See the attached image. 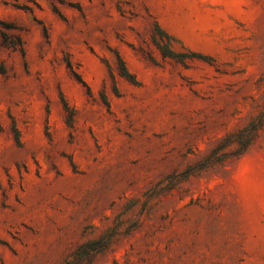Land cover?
<instances>
[{
	"label": "rangeland",
	"instance_id": "obj_1",
	"mask_svg": "<svg viewBox=\"0 0 264 264\" xmlns=\"http://www.w3.org/2000/svg\"><path fill=\"white\" fill-rule=\"evenodd\" d=\"M0 264H264V0H0Z\"/></svg>",
	"mask_w": 264,
	"mask_h": 264
},
{
	"label": "trees",
	"instance_id": "obj_2",
	"mask_svg": "<svg viewBox=\"0 0 264 264\" xmlns=\"http://www.w3.org/2000/svg\"><path fill=\"white\" fill-rule=\"evenodd\" d=\"M126 72V71H125ZM125 74H127V73H125Z\"/></svg>",
	"mask_w": 264,
	"mask_h": 264
}]
</instances>
